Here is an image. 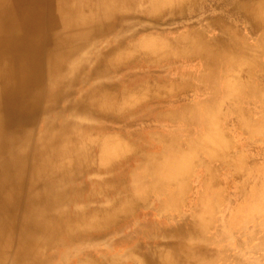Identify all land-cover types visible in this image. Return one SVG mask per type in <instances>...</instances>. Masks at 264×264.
I'll return each instance as SVG.
<instances>
[{
    "label": "bare ground",
    "instance_id": "1",
    "mask_svg": "<svg viewBox=\"0 0 264 264\" xmlns=\"http://www.w3.org/2000/svg\"><path fill=\"white\" fill-rule=\"evenodd\" d=\"M211 1L0 0V264H258L227 252L217 171L246 196L227 128L264 131L241 111L264 99V0H216L209 33L173 35ZM80 168L92 196L70 212Z\"/></svg>",
    "mask_w": 264,
    "mask_h": 264
},
{
    "label": "rangeland",
    "instance_id": "2",
    "mask_svg": "<svg viewBox=\"0 0 264 264\" xmlns=\"http://www.w3.org/2000/svg\"><path fill=\"white\" fill-rule=\"evenodd\" d=\"M214 1H216V0L209 2L207 7L204 10L200 11V13L194 14L190 18H188L187 19L188 21L185 23L188 25L183 26V27L182 26L179 27L173 35H178L181 32L188 31V30L192 31V30H196V29H205V32L209 33L208 31H210V29H212V28H210L209 24H210V22H212V19H213L212 17L213 16L215 17V15L211 14V13L215 12L212 10L214 7ZM216 11H219V10H216ZM218 14L219 13L217 12L216 15H218ZM241 23H242L241 25L237 24V28H238L240 34H244V32H243L244 31L243 30L244 24H243L242 19H241ZM249 36H251V34H249ZM135 75H137V74H135ZM254 79L264 89V75L258 74L257 77H255ZM228 104H232V102H228L227 105ZM166 105H167V103H165V106ZM241 106H242V108L246 107L245 105H241ZM230 108L233 109L234 107H230ZM244 109H246V108H244ZM251 115H253V114L251 113ZM253 118H256V117L254 116ZM259 118H263V120H264V116H259ZM134 123L138 124L139 122L136 121ZM145 123L152 125L151 123H155V122L147 121ZM221 123H222V121H221ZM263 124H264V121H263ZM225 128H227V127H225ZM227 129H228L227 133H228L230 139L232 138L231 142L234 145V149L237 150L240 155H241V149H242L243 153L245 154L244 156H247L249 158V159H247V162L249 163L247 166L250 165L249 160H252V159H254V161H256V165L253 164L250 167L251 170H254L255 174H254V176H252V178L249 182V185L246 188V196L245 197H242V195L240 196L237 193L236 185H238V182L235 180L231 181V179H229V176H228L229 174H228L227 169H225V170L219 169L217 171L218 175L220 176V178L222 180L228 179V181L223 185L224 197H225L226 201H225V203H223L220 206V211H221V209H225V211H226L224 216H223L224 221L228 222L227 224L230 223V225L228 227H226L224 232L227 231L225 234H229L228 236H231L230 244H236V243L241 244V249H238L237 246H230L229 247L230 244L225 245V247H227V252L229 253L230 256L237 255L239 257V260H241L242 263H252V262L255 263L257 261L256 263H258V264H262V263L264 264L263 252L262 251L254 252V251H251V249L249 248L251 245L256 244L257 238H255L254 240L248 241L247 236L244 234V231H251L253 229L256 236H258V232H260V234L264 236V232H263L264 227L261 225V223H264V185H263L264 184V171H263L264 170V131L261 134L262 137H256V138L252 139V138H247L246 136L240 134L238 131H235V129L230 127V126H228ZM94 158H95L94 156H90V158L87 161L90 163H93ZM199 158H201V157L199 156ZM257 168H259V169H257ZM82 171H83V174L85 171V177L83 179H81V177H80L78 180L79 184L81 185V186H79L80 192L76 196V198L73 199L72 204L68 207V210L70 212L75 210L76 207H79L85 199L92 196V192H91L92 184L90 182L91 181L90 179L92 177L91 173L93 172V170L92 169L82 170L80 168L79 174H81ZM194 171H196V170H194ZM190 182H191V180H190ZM189 185H190V191L185 195L184 203H183L184 205L181 207V211L186 215L188 214V210L192 206V201L195 197V192L199 186L197 183V180L194 181L193 183L191 182ZM75 186H77V185H75ZM220 211L217 212L218 214L215 218L216 222H218L216 227H218L219 223L221 221H223L221 218V215L219 214ZM252 213H254V215H252ZM238 214H240V215H238ZM163 218L156 217L154 214L150 213V211H144L136 217V221H140V222L144 223L145 225H151V226H154L156 224L165 225V220ZM162 219L164 221H162ZM130 220L131 219L129 218V220H127V221H130ZM233 221H235V222L241 221V230L238 233H237V231L235 232L233 230V225H232L234 223ZM132 222L135 223V219L132 220ZM253 226L256 230L253 228ZM134 230H136V229H133L130 234L127 231H120L117 233V235L108 236V237H109V240L111 242H113V239H119L122 237H127L128 235H129V238H131V236H133L134 233L136 235L137 233H140L142 231L141 230V231L137 232ZM103 236H105V234H103ZM102 246H101L100 250L105 251L104 247H102ZM118 246H119L118 248H115V249H117V251H121L122 249L123 250L125 249V247H122L123 244H121V245L119 244ZM77 251H80V250L76 249L73 252L76 253Z\"/></svg>",
    "mask_w": 264,
    "mask_h": 264
},
{
    "label": "crops",
    "instance_id": "3",
    "mask_svg": "<svg viewBox=\"0 0 264 264\" xmlns=\"http://www.w3.org/2000/svg\"><path fill=\"white\" fill-rule=\"evenodd\" d=\"M241 103H242L241 105H245L246 107H244V108L247 109L246 110V109L242 108V106H241V111L248 115L251 123H253V125H258V126L261 125L262 127H264L263 118H259V116H264V99L263 100H260V99L257 100L253 96L252 97L246 96V97H241ZM251 113L253 115H251ZM252 116L253 117L255 116L256 118H253ZM153 122H155V121H153ZM155 123L156 124L169 125L166 121H162V122L156 121ZM242 135L246 136L247 138H252V139L256 138V137H262L260 134L258 136L257 135H250V134L248 136H247V134H242ZM244 155L245 154L243 153V151L241 149V160H242V166H243L244 170H246V168H250L253 164L256 165V161H254V159H252V160H249L250 165L247 166L249 164L247 162V159H249V158L247 156H244ZM242 180H243V178H241V184H242ZM245 192H246V190H245ZM242 197H245V196H242Z\"/></svg>",
    "mask_w": 264,
    "mask_h": 264
}]
</instances>
